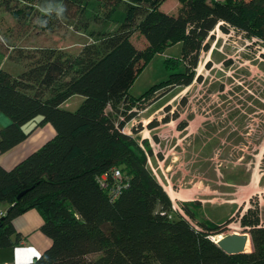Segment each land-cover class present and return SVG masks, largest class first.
Segmentation results:
<instances>
[{
  "label": "trees",
  "instance_id": "obj_1",
  "mask_svg": "<svg viewBox=\"0 0 264 264\" xmlns=\"http://www.w3.org/2000/svg\"><path fill=\"white\" fill-rule=\"evenodd\" d=\"M94 1L91 18L108 20L121 7L122 21L113 29L90 30L96 38L75 53L50 45L18 49L24 70L12 74L0 67V114L10 121L0 129V152L38 126L50 123L55 130L12 168L0 166V201L10 204L0 216V247L19 242L12 221L21 207L36 200L41 231L51 244L24 264H264V209L258 203L235 213L252 250L226 253L211 236L221 234L232 219H206L199 200L181 202L176 210L149 167L154 155L148 140L137 136V127H131L133 134L123 131L137 108L201 80L196 76L199 56L209 49L216 28L228 32L231 27L264 43V0H178L176 14L161 10L165 0ZM45 2L0 0V8L19 22L31 20L37 30L49 31L85 10L83 0H55L67 9L57 18L40 11ZM135 33L146 41L141 48L132 41ZM176 43L181 44L179 55L164 59L167 77L139 96L129 95L153 56ZM3 57L0 53V63ZM76 94L83 96L78 107L63 108ZM177 118L174 113L162 122ZM158 124L151 120L147 126ZM186 125L180 121L177 128ZM114 170L120 179L113 177Z\"/></svg>",
  "mask_w": 264,
  "mask_h": 264
},
{
  "label": "rangeland",
  "instance_id": "obj_2",
  "mask_svg": "<svg viewBox=\"0 0 264 264\" xmlns=\"http://www.w3.org/2000/svg\"><path fill=\"white\" fill-rule=\"evenodd\" d=\"M83 1L84 13L75 19H61L53 31L37 30L31 20L19 22L0 8L4 69L12 74L24 70V62L16 58L18 49L25 52L50 45L75 53L96 38L90 36V30L113 29L123 19L120 7L108 20H94L95 1ZM178 7V0H165L161 10L176 14ZM211 33L210 47L201 51L196 67L201 80L173 88L144 108H137L123 131L133 134L131 127H137V136L148 140L154 155L149 167L176 210L181 209V202L199 200L206 219L218 223L232 219L218 235L222 238L243 233L236 220L237 208L243 212L258 203L264 209V43L246 38L231 27L228 32L216 28ZM132 41L138 48L146 43L137 33ZM180 49L181 44L176 43L155 54L134 79L128 94L139 96L165 79L168 70L164 59L179 55ZM82 100V95H73L62 107L75 110ZM174 113L178 114L176 120L162 122ZM151 120L159 124L149 129ZM180 121L187 122L183 130L177 128ZM225 175L240 183L227 181ZM192 224L197 225L195 221ZM251 250L249 240L245 252Z\"/></svg>",
  "mask_w": 264,
  "mask_h": 264
},
{
  "label": "crops",
  "instance_id": "obj_3",
  "mask_svg": "<svg viewBox=\"0 0 264 264\" xmlns=\"http://www.w3.org/2000/svg\"><path fill=\"white\" fill-rule=\"evenodd\" d=\"M0 67H3V61ZM10 123L8 117L0 114V129ZM32 123L26 124L24 130H29ZM55 133L53 126L46 123L36 127L23 141L11 149L0 152V166L10 169L28 154L38 149ZM10 204L0 201V214H5ZM43 219L36 208L30 207L17 215L12 223L20 240L16 245L0 247V264H24L33 261L51 244V239L41 231Z\"/></svg>",
  "mask_w": 264,
  "mask_h": 264
},
{
  "label": "water",
  "instance_id": "obj_4",
  "mask_svg": "<svg viewBox=\"0 0 264 264\" xmlns=\"http://www.w3.org/2000/svg\"><path fill=\"white\" fill-rule=\"evenodd\" d=\"M36 203H37L36 200L30 201L26 203L23 207H21V210L24 211L30 207H33L36 205ZM248 241H249V235L247 233H241V234L232 233L230 235H226L220 238L216 243L226 253L236 254V253L245 252V246Z\"/></svg>",
  "mask_w": 264,
  "mask_h": 264
},
{
  "label": "clouds",
  "instance_id": "obj_5",
  "mask_svg": "<svg viewBox=\"0 0 264 264\" xmlns=\"http://www.w3.org/2000/svg\"><path fill=\"white\" fill-rule=\"evenodd\" d=\"M66 6L63 4L56 3L55 0H46L45 4L40 7V11L47 15H55L57 18H63L66 12ZM41 24L46 23V21H38Z\"/></svg>",
  "mask_w": 264,
  "mask_h": 264
},
{
  "label": "built area",
  "instance_id": "obj_6",
  "mask_svg": "<svg viewBox=\"0 0 264 264\" xmlns=\"http://www.w3.org/2000/svg\"><path fill=\"white\" fill-rule=\"evenodd\" d=\"M103 177H105V175H104ZM113 177H114V178H117V179H120V177H121V173H120L118 170H114V171H113ZM101 184H102L103 186H105V182H104L103 179L101 180ZM0 216H1V214H0ZM216 236H218V235L211 236V239H212L214 242H217V240H218V239L216 240Z\"/></svg>",
  "mask_w": 264,
  "mask_h": 264
},
{
  "label": "bare ground",
  "instance_id": "obj_7",
  "mask_svg": "<svg viewBox=\"0 0 264 264\" xmlns=\"http://www.w3.org/2000/svg\"><path fill=\"white\" fill-rule=\"evenodd\" d=\"M254 182H255V180H254ZM221 237L220 236H218V239H220ZM218 241V240H217ZM247 245V244H246Z\"/></svg>",
  "mask_w": 264,
  "mask_h": 264
}]
</instances>
